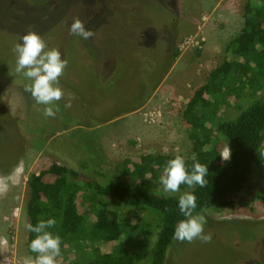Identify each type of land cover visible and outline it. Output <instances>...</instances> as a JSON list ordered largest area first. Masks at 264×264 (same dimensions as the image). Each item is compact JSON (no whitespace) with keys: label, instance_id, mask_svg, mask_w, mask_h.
I'll list each match as a JSON object with an SVG mask.
<instances>
[{"label":"rangeland","instance_id":"rangeland-1","mask_svg":"<svg viewBox=\"0 0 264 264\" xmlns=\"http://www.w3.org/2000/svg\"><path fill=\"white\" fill-rule=\"evenodd\" d=\"M246 2L0 0V264H23L32 257L25 227L27 180L51 163L80 170L79 163L91 168L94 161L103 182L118 174L122 162L131 167L149 155L192 160L183 110L224 62L226 46L242 30ZM76 18L94 31L92 39L69 32ZM29 31L68 60L59 78L65 97L57 102L55 117L43 116L44 106L25 91L29 81L15 73L14 47ZM260 78L257 86L263 89L264 76ZM250 86L245 90L249 95L257 91ZM69 95L71 106L66 107ZM242 101L221 104V121L237 115ZM215 136L224 161L228 150ZM262 147L264 151V141ZM155 185L165 193L159 181ZM233 200V208L200 212L207 218L211 242L174 238L166 264H264V178L252 175ZM77 209L91 216L80 200ZM119 217L127 240L147 244L155 239L151 217L125 209ZM110 247L103 246V252ZM72 256L63 249L56 264Z\"/></svg>","mask_w":264,"mask_h":264},{"label":"trees","instance_id":"trees-1","mask_svg":"<svg viewBox=\"0 0 264 264\" xmlns=\"http://www.w3.org/2000/svg\"><path fill=\"white\" fill-rule=\"evenodd\" d=\"M225 56L193 93L182 113L196 162L208 165L206 187L181 185L176 195L156 190L155 181L172 159L160 155L142 157L131 167L122 162L118 174L103 182L97 178L102 175L94 161L91 168L79 163L80 170L53 162L28 177V223L56 219L49 231L61 237V250L73 255L61 264H166L174 228L185 219L177 206L181 191L196 195L198 213L222 211L233 208V198L252 175L264 178V88L257 86L264 76V0H247L242 30L226 46ZM251 83L261 90L260 94L254 90L250 95L245 93ZM237 99L243 100L237 108L240 113L221 121V104L230 106ZM215 133L226 145L227 161L220 159ZM193 163V159L186 161V166L191 169ZM79 200L90 210V217L78 213ZM121 209L143 213L154 223L156 219L155 227L150 224L155 239L147 244L127 240L126 226L122 227L119 217ZM138 219L149 224L145 218ZM144 234L149 238V230ZM35 235L28 231L27 248L32 257L36 254L29 245ZM105 245H111L109 252H103Z\"/></svg>","mask_w":264,"mask_h":264},{"label":"clouds","instance_id":"clouds-1","mask_svg":"<svg viewBox=\"0 0 264 264\" xmlns=\"http://www.w3.org/2000/svg\"><path fill=\"white\" fill-rule=\"evenodd\" d=\"M69 32L83 40H90L94 37V31L86 29L85 21L79 18L71 22ZM14 52L16 54L15 73L29 81L25 85V91L31 94L37 105L44 106L43 116L45 118L55 117L59 111L57 102L65 97V92L59 85V78L67 67L68 60L64 56L62 58L59 48H48L44 39L34 31H29L20 37V41L14 47ZM68 99L69 103L65 105L66 107L71 106L70 95ZM222 158L225 161L228 160L223 156ZM192 159L194 163L191 169L186 166L185 159L181 155L167 162L164 173L159 179L165 193L180 192L181 185L189 188L207 186L208 165L196 162L195 155ZM177 206L185 219L176 224L173 232L174 238L188 243L197 239L204 243L211 242L212 234L205 232L207 218L196 212V195L191 192L182 193ZM56 223L55 218H48L39 220L35 225L32 223L25 225L29 232L36 234L29 245L30 251L36 255L25 257L23 264H56L57 257L61 254V237L49 231Z\"/></svg>","mask_w":264,"mask_h":264}]
</instances>
